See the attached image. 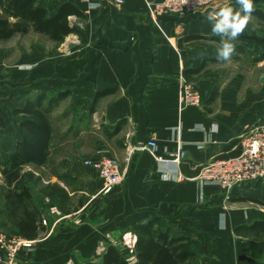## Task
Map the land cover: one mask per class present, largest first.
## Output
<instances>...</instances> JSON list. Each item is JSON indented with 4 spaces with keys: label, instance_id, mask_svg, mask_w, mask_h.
Returning a JSON list of instances; mask_svg holds the SVG:
<instances>
[{
    "label": "crops",
    "instance_id": "obj_1",
    "mask_svg": "<svg viewBox=\"0 0 264 264\" xmlns=\"http://www.w3.org/2000/svg\"><path fill=\"white\" fill-rule=\"evenodd\" d=\"M66 1L86 17L70 18L81 27L83 40L71 34L56 54L26 51L10 67L7 55L0 51V159L8 160L22 138L12 110L22 107L30 93L50 96L71 91L52 111L53 145L65 144L66 134H73L69 143L90 139L91 147L79 157L66 155L57 161L52 150L47 166L27 168L42 177L41 187L30 186L47 230L30 240L32 247L20 251L19 261L99 263L108 245L114 244L136 262L131 226L158 214L199 241L194 264H240L239 256L264 262V238L246 229L264 222V178L235 188L228 197L217 183L199 175L205 163L224 153V146L238 141L249 126L264 123L263 95L245 87L241 69L226 76L231 64H240L244 54L251 58V51L257 54L260 47L239 36L231 41L235 52L230 60L218 61L221 37L212 33L206 14L153 17L151 0H124L122 4L44 0L43 5L53 13ZM216 2L215 7L221 8L236 0ZM191 36L202 38H187ZM71 37L73 42H69ZM35 63L40 65L36 77ZM184 83L199 92L200 106L180 108ZM216 87L218 95L211 100ZM70 99L75 107L64 109L67 125L61 127L54 120L55 112ZM93 103L95 110L89 115ZM70 111L80 116L70 122ZM151 137L160 152L185 149L186 157L180 164L167 166L157 164L149 151L135 150L127 162L129 146H142ZM103 150L117 158L125 171L123 181L109 193H104L98 173L85 164ZM42 170L51 174L44 177ZM49 182L68 192V210L61 208L57 198L51 200L42 193ZM3 185L0 170V192ZM3 202L0 193V206ZM6 231L20 235L13 228Z\"/></svg>",
    "mask_w": 264,
    "mask_h": 264
},
{
    "label": "trees",
    "instance_id": "obj_2",
    "mask_svg": "<svg viewBox=\"0 0 264 264\" xmlns=\"http://www.w3.org/2000/svg\"><path fill=\"white\" fill-rule=\"evenodd\" d=\"M43 2L44 0H0V41L9 40L17 34L35 32L54 41L57 49L71 34H77L84 39L81 27L70 19L74 16L84 20L86 17L81 10L66 1L55 12L50 13ZM253 5L255 11L251 16L264 23V0H253ZM229 6L234 11L240 10L236 2ZM257 41L260 44V55L255 60L261 61L264 59V41ZM203 67L204 65L194 71L201 72ZM69 94V90L50 96L46 92L30 93L22 107L12 110L13 118L19 120L17 129L22 138L15 143V150L8 160L0 159V170L5 177V185L0 192L4 200L3 207L0 208V228H13L27 240L35 239L47 230L30 186L40 183L42 177L36 176L34 169L27 168L45 167L51 162L54 131L51 114ZM98 95L99 93L95 95L94 103ZM217 95L218 87L213 90L211 100ZM94 103L89 115L95 110ZM223 152L219 158L236 156L241 152V145L234 140L223 147ZM199 171L200 169L196 172ZM42 193L51 200L57 198L61 208L68 210L65 205L69 201V194L57 183L49 182L42 189ZM246 229L247 232L264 238V222H256ZM235 230L240 233L238 229ZM131 231L136 236V262H131L116 245L109 244L99 263L87 261L84 264H194L199 256V241L192 235L180 232L176 225L166 223L161 215H153L147 221L135 222ZM238 261L240 264H264L247 256H239Z\"/></svg>",
    "mask_w": 264,
    "mask_h": 264
},
{
    "label": "built area",
    "instance_id": "obj_3",
    "mask_svg": "<svg viewBox=\"0 0 264 264\" xmlns=\"http://www.w3.org/2000/svg\"><path fill=\"white\" fill-rule=\"evenodd\" d=\"M89 2L90 0H86ZM99 3L114 1L122 4L124 0H96ZM217 0H151L150 13L153 17L163 15L185 16L195 14L204 7L211 6ZM180 108L200 106L202 99L196 88L190 83H184L179 98ZM244 138L240 154L229 158L217 159L209 162L200 171V177L209 182L217 183L231 197L235 188L264 178V123L257 124L243 133ZM125 157L129 162L135 150H147L157 164H180L186 157L185 149H174L167 153L159 150V145L151 137L142 146H129ZM85 164L92 167L103 181L104 193H109L113 187L121 183L125 171L120 161L108 151L103 150L96 158L85 160ZM32 241L18 234L0 230V264H22L19 253L23 248L32 247Z\"/></svg>",
    "mask_w": 264,
    "mask_h": 264
},
{
    "label": "rangeland",
    "instance_id": "obj_4",
    "mask_svg": "<svg viewBox=\"0 0 264 264\" xmlns=\"http://www.w3.org/2000/svg\"><path fill=\"white\" fill-rule=\"evenodd\" d=\"M216 5H217V2L215 1L211 6L204 7L203 9L197 11L195 14H206V15H208V13L210 11L219 9V8L215 7ZM70 39L71 40H69V42H73L74 38L71 37ZM240 39L245 43H248L250 45H255V47L257 44V46L260 47V44L258 43L257 40L260 39V40L264 41V23L261 22L257 17L251 16L246 28L244 29L243 34L240 35ZM68 45H70V43H67L66 45L62 46V49L65 46L68 47ZM9 50L13 51L12 54H9ZM30 50H35V53H38V51H41V50H45L44 52H46L47 54H56L58 48L56 50L55 43L52 40H50L48 37L43 36V35L38 34V33H35V32H29L28 34H24V35L23 34H17L9 40L0 41V51L7 55L5 57V62L7 64V67H10L14 61L18 60L21 53H24V52L30 51ZM68 50L69 49H67L66 52ZM63 53H65V51ZM251 53L253 55V56H251V58H248L247 55L244 54L240 60V64L239 63L238 64L237 63L231 64L229 66V70L226 72V76H231V75H233V72H237L239 69H241V71L243 72V75L245 76V87L246 88H248V87L252 88L257 93H260V95L261 96L263 95V97H264V59L261 61H255V58H253L254 56L258 57L260 55V52L258 53V50H257V54L255 53L254 50L251 51ZM39 66H40L39 63H35L33 66V71H34L35 77L37 76ZM11 72H8V73H10V75H11ZM20 73H21V71H20ZM16 75H17V73H16ZM17 76L20 78L19 75H17ZM73 101H74L73 99H70L63 106H61L60 109H56L57 111L55 112V116H54L55 119L54 120H55L57 125H61V127H65L67 125L66 121L63 122L64 113H62V112L64 111V109H66V110L69 109L72 111L75 107L74 106L75 104L73 103ZM78 116H80V114H74V116H73V113L71 112L69 115V118H70L69 121L70 122L74 121L73 117H75V119H76ZM258 124H262V123H258ZM255 125H257V124H255ZM252 126H254V125H252ZM252 126H249L245 131H243V133L248 131V129ZM71 132H73V131H71ZM72 135L66 134L65 138H63V139H65V141H67V142H65V144H61V145L54 144L53 145V154H54L53 156H54L56 161H57L58 157L60 158L62 156H66V155L70 158L71 157H79V154H83V153L91 150L90 149L91 148L90 147V139H85V142H78L79 141L78 140L77 142L74 141V142L69 143L68 139L73 138ZM243 139L244 138L239 137V140H238V143L241 146H242ZM217 159H222V158L216 157L213 160H217ZM213 160H211V161H213ZM211 161H208L202 167H204L206 164H208ZM54 166H56V165H54ZM41 173L44 177H47L51 174V172H49L48 170H42ZM33 186H35L36 188H39V187H41V184L40 183H38V184L33 183ZM2 207L3 206L1 205L0 208L2 209ZM0 221H1V217H0ZM0 230H5V229L0 228Z\"/></svg>",
    "mask_w": 264,
    "mask_h": 264
},
{
    "label": "clouds",
    "instance_id": "obj_5",
    "mask_svg": "<svg viewBox=\"0 0 264 264\" xmlns=\"http://www.w3.org/2000/svg\"><path fill=\"white\" fill-rule=\"evenodd\" d=\"M240 6L234 11L231 6H224L210 11L207 20L212 24V33L221 37L220 48L217 52L218 61H229L235 52V45L231 42L243 34L251 14L255 11L253 0H236Z\"/></svg>",
    "mask_w": 264,
    "mask_h": 264
}]
</instances>
